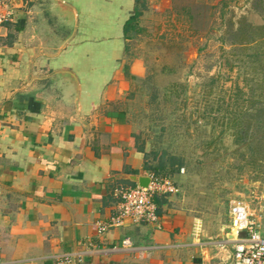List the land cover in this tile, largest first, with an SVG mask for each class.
<instances>
[{
    "label": "crops",
    "instance_id": "0c3cea01",
    "mask_svg": "<svg viewBox=\"0 0 264 264\" xmlns=\"http://www.w3.org/2000/svg\"><path fill=\"white\" fill-rule=\"evenodd\" d=\"M7 1L13 18L0 27V264H55L80 253L87 264H231L229 214L222 222L188 201L183 166L159 178L175 191L154 194L157 223L125 217L103 234L96 229L118 213L120 192L158 165H150L148 140L132 119L130 105L150 75L131 40L148 29L150 12H167L173 0H61L71 11L52 0ZM124 239L130 247L121 248ZM93 246L120 249L103 254Z\"/></svg>",
    "mask_w": 264,
    "mask_h": 264
},
{
    "label": "rangeland",
    "instance_id": "374dc122",
    "mask_svg": "<svg viewBox=\"0 0 264 264\" xmlns=\"http://www.w3.org/2000/svg\"><path fill=\"white\" fill-rule=\"evenodd\" d=\"M170 6L131 40L150 75L130 105L148 161L181 158L187 199L204 214L227 222L239 200L264 218V0Z\"/></svg>",
    "mask_w": 264,
    "mask_h": 264
},
{
    "label": "built area",
    "instance_id": "2783aa9c",
    "mask_svg": "<svg viewBox=\"0 0 264 264\" xmlns=\"http://www.w3.org/2000/svg\"><path fill=\"white\" fill-rule=\"evenodd\" d=\"M13 18V8L7 0H0V27ZM147 186H136L120 192V207L118 213L109 221L98 222V234H103L111 227L122 223L123 218L131 217L142 223H157V206L153 196L157 191L174 192L175 188L167 179H159L150 175ZM231 245V264H264V218L254 217L243 201L233 202L228 210ZM121 248L130 247L129 239L121 242ZM95 252L103 254L120 248L91 247ZM1 262V255H0ZM55 264H87L83 254H63L56 258Z\"/></svg>",
    "mask_w": 264,
    "mask_h": 264
},
{
    "label": "trees",
    "instance_id": "16d2710c",
    "mask_svg": "<svg viewBox=\"0 0 264 264\" xmlns=\"http://www.w3.org/2000/svg\"><path fill=\"white\" fill-rule=\"evenodd\" d=\"M139 15H140V10L136 8L134 14L124 24L125 34L128 31V29L132 26V24L137 20ZM138 149L143 151V148L141 146ZM145 156H146V153H145ZM169 159L171 160L169 165H167V162L161 158L156 167H153V168L148 167V168L149 170L153 172V175L156 177L157 175H159L160 172H163L164 175H169L170 173H173L174 171L179 170V168L183 165L182 159L179 157H176L175 155H170Z\"/></svg>",
    "mask_w": 264,
    "mask_h": 264
},
{
    "label": "water",
    "instance_id": "95a60500",
    "mask_svg": "<svg viewBox=\"0 0 264 264\" xmlns=\"http://www.w3.org/2000/svg\"><path fill=\"white\" fill-rule=\"evenodd\" d=\"M58 9L60 10H67V11H71V7L68 4H65L64 2H62L61 0H52ZM150 181V177L146 176V177H139L138 179V183L139 186H147V184Z\"/></svg>",
    "mask_w": 264,
    "mask_h": 264
}]
</instances>
